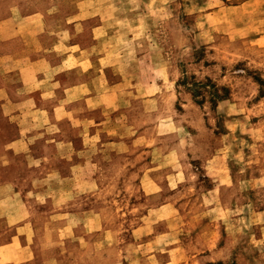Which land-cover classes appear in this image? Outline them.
I'll return each instance as SVG.
<instances>
[{
	"label": "rangeland",
	"instance_id": "rangeland-1",
	"mask_svg": "<svg viewBox=\"0 0 264 264\" xmlns=\"http://www.w3.org/2000/svg\"><path fill=\"white\" fill-rule=\"evenodd\" d=\"M0 71V264H264V0H0Z\"/></svg>",
	"mask_w": 264,
	"mask_h": 264
},
{
	"label": "crops",
	"instance_id": "crops-1",
	"mask_svg": "<svg viewBox=\"0 0 264 264\" xmlns=\"http://www.w3.org/2000/svg\"><path fill=\"white\" fill-rule=\"evenodd\" d=\"M76 43L69 44L72 50L74 48L73 50L74 52L66 51L63 54L64 56L60 55V59L54 62H53V58L50 55H47V59L46 58H40V59L39 58H27L25 59L26 64L29 67H33L35 70V73L34 74L30 73V77L32 79V81L30 80L31 81L30 84L33 87L27 88L23 90V92L25 93V92L33 91L34 88L37 89L38 95L42 94V98H44V99H41L44 109H46V106H47L46 103L51 105L54 102L53 99L55 96H57V94L67 92L68 90L77 91V92L82 93L83 88L86 85L90 84L93 80L92 78L90 79V77L87 79H83L84 78L83 75L86 70H90L94 76L100 75L99 67L97 68L95 63L99 62L100 60L105 59V57L104 56L96 57V55H94L93 52L91 53V50L89 48L84 49V46H80ZM13 62L14 60L7 63L5 67H8L7 65L13 64ZM67 64H70V65H67ZM70 69H72L75 72L76 80L69 82L63 88L58 86L57 76L50 77L51 74H56L60 70L64 71V70H70ZM13 71L14 70H12L11 75H14ZM2 72L3 71H0V77H1ZM9 77L6 78V81L5 79L0 78V94H3L4 99L6 98L9 100L10 98L13 101L17 100L19 102L20 97L19 98L16 97L13 93L17 91L20 93V91L13 90L16 84L14 83L15 81H12V79L11 81H8ZM93 94L94 93L91 92L87 96L81 95L79 98H77L76 96V98L82 101L83 100L93 101L94 99ZM38 103H34V105H31V106L29 105L30 107L29 106L27 107H29V109H34L39 106ZM39 109H43V108L40 107Z\"/></svg>",
	"mask_w": 264,
	"mask_h": 264
}]
</instances>
